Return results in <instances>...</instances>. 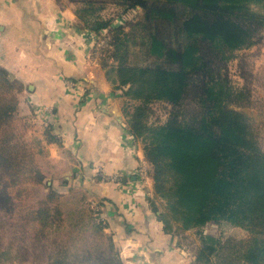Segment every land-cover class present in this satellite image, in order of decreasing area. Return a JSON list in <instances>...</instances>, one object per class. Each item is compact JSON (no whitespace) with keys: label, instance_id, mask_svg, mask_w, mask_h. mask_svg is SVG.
Masks as SVG:
<instances>
[{"label":"trees","instance_id":"1","mask_svg":"<svg viewBox=\"0 0 264 264\" xmlns=\"http://www.w3.org/2000/svg\"><path fill=\"white\" fill-rule=\"evenodd\" d=\"M110 1L122 8V17L142 8L129 31L128 18L125 24L103 18L101 11ZM73 2L76 26L109 39L100 60L106 77L116 90L139 103L129 128L136 139L145 140L143 155L150 165L153 193L163 199L164 211L154 198L151 202L165 231L174 235L195 230L201 240L195 256L199 264H264V150L249 118L231 107L239 98L224 72L234 51L260 40L264 12L253 6L264 8V0ZM135 53L150 62H135ZM159 101L174 109L161 138L149 121L151 105ZM189 103L195 106L187 110ZM18 104V87L0 67V166L13 173L14 182L25 173L11 156L9 129ZM46 135L50 142L57 141L49 131ZM31 172L41 182V170ZM9 201L6 194L4 202ZM47 213L38 210L36 218L47 219ZM209 223L244 228L250 237L223 242L204 234ZM100 264L123 261L116 252L103 256Z\"/></svg>","mask_w":264,"mask_h":264},{"label":"crops","instance_id":"2","mask_svg":"<svg viewBox=\"0 0 264 264\" xmlns=\"http://www.w3.org/2000/svg\"><path fill=\"white\" fill-rule=\"evenodd\" d=\"M75 7L73 0H0V67L21 87L18 111L42 141L50 179L100 203L123 264H193L154 211L153 180L148 186L138 175L143 148L130 131L126 98L105 72L91 74L92 33L76 26Z\"/></svg>","mask_w":264,"mask_h":264},{"label":"rangeland","instance_id":"3","mask_svg":"<svg viewBox=\"0 0 264 264\" xmlns=\"http://www.w3.org/2000/svg\"><path fill=\"white\" fill-rule=\"evenodd\" d=\"M118 6L114 1H110L101 14L103 18L113 20L114 24H125L128 18L130 21H127L125 26L129 31L130 24L139 20L143 10L139 7L128 17H122L120 15L124 11L122 12V8ZM253 8L258 12H264L261 6L254 5ZM92 38L93 48L89 52L88 62L91 74L98 76L101 71L106 73L100 60L109 39L104 33L99 36L92 34ZM100 39L105 40L106 44L97 50ZM132 59L144 65L150 62V59H146L141 53L133 54ZM225 64L224 72L239 98L231 107L249 118L250 125L264 150V30L258 42L234 51ZM17 87L20 91L21 87L19 85ZM125 98L132 114L139 103ZM190 105L195 106L189 103L185 109L189 110ZM173 111V106L165 102L152 103L149 121L155 126L157 137H162ZM27 117L21 115L17 109L16 118L9 129L14 146L11 156L15 162L21 163L22 170H25L21 181L14 182L13 173L0 166V264H100L103 256L106 258L119 252L112 236L105 230L100 203L94 201L91 194L85 190L75 189L67 192L60 186L62 180L50 179L52 172L50 164L46 161V151L42 141L35 137V132L32 133V123L26 120ZM138 141L143 148L145 140ZM36 167L43 174L41 182L33 178L34 172L31 170ZM54 193L58 194L56 199L48 200V196ZM151 193L150 196L154 198L156 206L163 212L165 206L163 199L155 196L153 190ZM6 194L10 195L8 205L4 202ZM57 207L62 212L61 220L57 216ZM46 209L47 219H44L46 215L42 216V219L36 218L38 210ZM174 234L186 248L189 256H196L201 246L196 231H181ZM204 234L223 242L229 238L239 241L250 237L248 230L230 224L219 226L209 223L204 228ZM193 264L199 263L195 259Z\"/></svg>","mask_w":264,"mask_h":264},{"label":"built area","instance_id":"4","mask_svg":"<svg viewBox=\"0 0 264 264\" xmlns=\"http://www.w3.org/2000/svg\"><path fill=\"white\" fill-rule=\"evenodd\" d=\"M106 44V41L103 39H100L99 42L97 43V50L101 49L104 45ZM138 175L141 179V181L148 185L149 182H151L152 175H151V169L148 161L145 159L144 155H142L139 158V163H138ZM102 219V218H101Z\"/></svg>","mask_w":264,"mask_h":264}]
</instances>
